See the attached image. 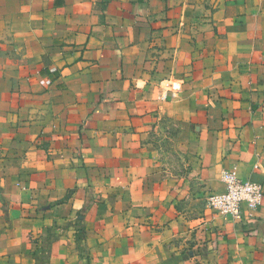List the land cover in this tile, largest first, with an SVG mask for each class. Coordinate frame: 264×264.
<instances>
[{
	"label": "crops",
	"instance_id": "obj_1",
	"mask_svg": "<svg viewBox=\"0 0 264 264\" xmlns=\"http://www.w3.org/2000/svg\"><path fill=\"white\" fill-rule=\"evenodd\" d=\"M229 169L264 189V0H0V264H264Z\"/></svg>",
	"mask_w": 264,
	"mask_h": 264
},
{
	"label": "built area",
	"instance_id": "obj_2",
	"mask_svg": "<svg viewBox=\"0 0 264 264\" xmlns=\"http://www.w3.org/2000/svg\"><path fill=\"white\" fill-rule=\"evenodd\" d=\"M221 180L224 191L209 195L207 200L209 208L235 221H242L246 211L247 218L253 220L255 212L264 201L263 186L256 182L242 180L235 169L223 171Z\"/></svg>",
	"mask_w": 264,
	"mask_h": 264
}]
</instances>
